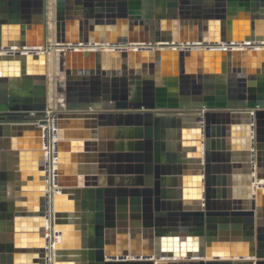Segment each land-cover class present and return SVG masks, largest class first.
Listing matches in <instances>:
<instances>
[{
    "label": "water",
    "instance_id": "1",
    "mask_svg": "<svg viewBox=\"0 0 264 264\" xmlns=\"http://www.w3.org/2000/svg\"><path fill=\"white\" fill-rule=\"evenodd\" d=\"M55 20L49 200L46 0H0V264H264V0Z\"/></svg>",
    "mask_w": 264,
    "mask_h": 264
},
{
    "label": "bare ground",
    "instance_id": "2",
    "mask_svg": "<svg viewBox=\"0 0 264 264\" xmlns=\"http://www.w3.org/2000/svg\"><path fill=\"white\" fill-rule=\"evenodd\" d=\"M46 8H47V24L49 23V20L52 23V26H50L51 30H52V35H51V41L49 39V24L47 25V42H48V48L45 50L46 55L48 57V61H47V75H48V92H49V97L54 98L55 97V93H56V86H57V79L60 73V68H59V50L60 47H57L56 43H55V13H56V0H46ZM55 21V22H54ZM216 48H225L227 46H215ZM237 48H242L241 45L236 46ZM129 49H135V48H142L140 46H130L127 47ZM214 48V47H213ZM233 48V47H232ZM264 48V46H263ZM106 50H108L107 48H105ZM12 51H2L0 54H5V53H10ZM55 99V98H54ZM52 102V100H51ZM50 112V111H49ZM48 112V114H49ZM51 114V113H50ZM197 113H187V114H182V115H195ZM197 117H201V116H197ZM55 115H50L49 116V124L47 127H44V131L46 130L47 132H45L46 138H48V140H46L47 142L46 147H48L50 145V142H55V144L59 141L58 137L56 138L55 135ZM58 144V143H57ZM53 152V149L50 150V155ZM49 153V152H48ZM48 166V186H47V193L49 196V200L56 195L58 193H60V187H58L57 183H56V178L54 177V173L57 170L56 169V160L55 158H52L51 156H49L48 158V162H47ZM53 213V212H52ZM49 222H51V226L49 224V228L47 231V235L49 236L50 240H51V249H50V253H49V258L52 261L53 259V246L56 242H58L60 240L59 234L56 233L53 230L52 224H53V215L50 217Z\"/></svg>",
    "mask_w": 264,
    "mask_h": 264
},
{
    "label": "rangeland",
    "instance_id": "3",
    "mask_svg": "<svg viewBox=\"0 0 264 264\" xmlns=\"http://www.w3.org/2000/svg\"><path fill=\"white\" fill-rule=\"evenodd\" d=\"M54 22H55V21H54ZM48 24H49V29H48V30H50V31H49V39H50V38H51V35H52V30H51V28H50V26H52V23H51L50 20H49V23H48ZM48 24H47V25H48ZM50 41H51V39H50ZM57 96H58L57 93H55V97H54L55 99H54V98H51L52 96L49 97V107H50V109H49L50 112H49V114H48L49 116L55 114L53 111L55 110V107H56ZM51 100H52V102H51ZM50 113H51V114H50Z\"/></svg>",
    "mask_w": 264,
    "mask_h": 264
},
{
    "label": "built area",
    "instance_id": "4",
    "mask_svg": "<svg viewBox=\"0 0 264 264\" xmlns=\"http://www.w3.org/2000/svg\"><path fill=\"white\" fill-rule=\"evenodd\" d=\"M57 138V137H56ZM55 142H50V145L47 148V154L50 155V150L54 149ZM49 152V153H48ZM51 156V155H50Z\"/></svg>",
    "mask_w": 264,
    "mask_h": 264
},
{
    "label": "crops",
    "instance_id": "5",
    "mask_svg": "<svg viewBox=\"0 0 264 264\" xmlns=\"http://www.w3.org/2000/svg\"><path fill=\"white\" fill-rule=\"evenodd\" d=\"M232 175H233L234 178L237 176V175L235 174V172H234Z\"/></svg>",
    "mask_w": 264,
    "mask_h": 264
}]
</instances>
